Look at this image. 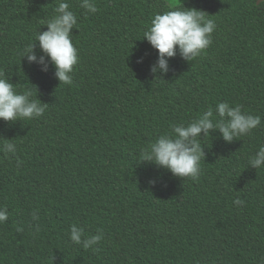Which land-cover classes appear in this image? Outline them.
I'll list each match as a JSON object with an SVG mask.
<instances>
[{"label": "trees", "instance_id": "1", "mask_svg": "<svg viewBox=\"0 0 264 264\" xmlns=\"http://www.w3.org/2000/svg\"><path fill=\"white\" fill-rule=\"evenodd\" d=\"M59 2L0 0V72L47 104L42 117L0 120V146L17 145L0 151V264H264V168L248 163L264 146V0H94V14L67 0L78 21L68 85L50 63L43 72L21 58ZM183 6L215 21L212 43L156 76L143 34ZM219 102L262 122L232 142L218 130L200 138L198 179L141 162L142 149ZM73 224L103 233L98 250L70 241Z\"/></svg>", "mask_w": 264, "mask_h": 264}, {"label": "clouds", "instance_id": "2", "mask_svg": "<svg viewBox=\"0 0 264 264\" xmlns=\"http://www.w3.org/2000/svg\"><path fill=\"white\" fill-rule=\"evenodd\" d=\"M81 8L88 13L98 11L94 0H80ZM206 12L195 8L170 10L156 14L150 27L144 32L151 47L158 52L157 60L150 66V72L162 76L169 71V58L178 54L183 60L190 62L198 58L212 43V34L216 29L215 21L207 18ZM77 16L71 10L67 0H60L51 18L44 21L46 31H39L35 42L22 53L21 58L29 64L37 63L41 71L47 72L49 63L54 66L55 78L60 83L71 84L74 66L78 63V50L72 42V30L77 26ZM37 45L42 55L37 54ZM47 58V59H46ZM138 62H143L142 59ZM59 83V84H60ZM32 85V84H31ZM47 104L42 103L33 89L25 84L23 91H17L15 85L0 72V120L16 122L42 117ZM215 113V115H214ZM215 117H218L216 119ZM261 117L242 111L241 106H231L228 102H219L215 110L209 108L199 118L189 124L173 127L172 135H163L155 142L141 150V162H150L167 169L173 176L196 180L201 172V160L205 158L204 147L200 138L209 136L218 130L224 141L232 142L238 137L248 135L261 125ZM0 151L6 155H15L17 145L7 140ZM21 161L17 159V166ZM250 167L264 168V146H261L248 161ZM155 185L156 180H149ZM236 206L245 202L237 198ZM8 211L0 207V224L8 220ZM33 219L38 217L33 213ZM38 230V226H37ZM17 231H22L17 228ZM70 241L81 245L83 249L98 250L104 238L102 232L85 236L84 229L73 224L69 232Z\"/></svg>", "mask_w": 264, "mask_h": 264}, {"label": "water", "instance_id": "3", "mask_svg": "<svg viewBox=\"0 0 264 264\" xmlns=\"http://www.w3.org/2000/svg\"><path fill=\"white\" fill-rule=\"evenodd\" d=\"M262 0H258V2H261Z\"/></svg>", "mask_w": 264, "mask_h": 264}]
</instances>
